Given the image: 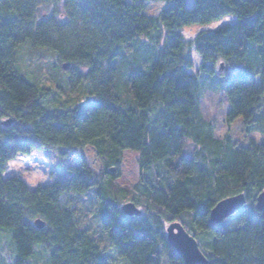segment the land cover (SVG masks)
Segmentation results:
<instances>
[{
  "label": "trees",
  "instance_id": "trees-1",
  "mask_svg": "<svg viewBox=\"0 0 264 264\" xmlns=\"http://www.w3.org/2000/svg\"><path fill=\"white\" fill-rule=\"evenodd\" d=\"M147 1L0 0V264H30L41 254V264H111L72 205V196L89 191L100 235L122 264H183L165 239L173 221L196 239L207 264H264V209L254 206L264 191V0H192L191 8L161 0L154 15L145 12ZM226 15L235 20L191 40L179 32ZM23 46L53 52L67 83L82 67L77 81L92 100L51 104L55 91L18 68ZM189 49L200 58L194 73ZM205 75L222 76L218 88ZM203 81L223 92L227 125L241 118L245 133L263 139L216 138L200 111ZM86 146L100 161L97 177L84 162L35 188L2 177L17 154L64 156ZM125 150L137 154L132 188L115 182ZM239 193L245 204L210 226L214 205ZM125 202L140 214H125Z\"/></svg>",
  "mask_w": 264,
  "mask_h": 264
},
{
  "label": "rangeland",
  "instance_id": "rangeland-1",
  "mask_svg": "<svg viewBox=\"0 0 264 264\" xmlns=\"http://www.w3.org/2000/svg\"><path fill=\"white\" fill-rule=\"evenodd\" d=\"M164 1H147L145 4V12L149 15L156 14L163 6ZM192 0H185V6L191 8ZM235 20L234 16L226 15L214 22L200 25L192 24L182 27L179 32L186 41L191 40L199 31L212 30L226 23ZM193 66L190 72L194 73L200 63V58L193 49H189ZM17 63L19 70L31 81L37 85L48 87L55 91L56 96L52 97L51 104L62 100L68 105L83 104L91 101L84 87L77 81V75L85 70L82 67L73 68L72 81L67 83L65 77L59 71L55 55L53 52L42 48H31L23 46L19 48L17 53ZM68 64L65 70L70 69ZM71 75V76H72ZM207 85L218 88L222 76L205 75L203 76ZM203 81L201 88L199 106L202 117L213 123V134L216 138H222L229 133L233 140L240 144L246 143L250 138L259 142L263 136L252 131L245 133L242 127L241 118L235 119L230 125L225 123L227 112V103L222 91L216 88H208ZM137 154L131 151H123L121 162L118 167V177L115 182L125 188H132L138 180L139 171L137 166ZM81 162H84L94 172L97 177L102 172L99 159L95 155L94 150L90 146L84 147L79 153L68 152L64 156L60 155L56 149H42L31 151L28 155L17 154L9 160L2 172L3 178L16 177L23 181L29 188L36 186L49 185L55 181H62L72 174L73 170L80 168ZM72 205L75 208L81 226L88 228L90 233L98 240L101 247H106L109 261L111 264H122V260L116 255L108 243L100 235L97 219L94 215L96 203L92 192H86L81 196H72ZM251 206L246 205L243 212L239 213L233 219L232 223H237L244 215L248 213ZM43 254L32 259L30 264H41Z\"/></svg>",
  "mask_w": 264,
  "mask_h": 264
},
{
  "label": "water",
  "instance_id": "water-1",
  "mask_svg": "<svg viewBox=\"0 0 264 264\" xmlns=\"http://www.w3.org/2000/svg\"><path fill=\"white\" fill-rule=\"evenodd\" d=\"M63 65V68H66ZM222 68V64L219 65ZM10 120L3 121V124L8 125ZM245 204V196L239 193L229 196L218 201L209 212L208 224L214 226L220 223L228 216L238 211ZM257 211L264 209V191L257 194L254 203ZM121 210L129 215H139L140 210L132 203L125 202L121 206ZM34 224L37 228L43 227V222L40 219H35ZM165 239L178 256L182 259L183 264H207V259L200 250L196 239L190 235L187 230L178 221L170 222L165 228Z\"/></svg>",
  "mask_w": 264,
  "mask_h": 264
}]
</instances>
